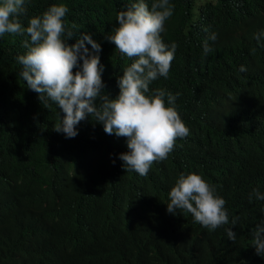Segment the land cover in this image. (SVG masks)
<instances>
[{"label":"clouds","instance_id":"obj_1","mask_svg":"<svg viewBox=\"0 0 264 264\" xmlns=\"http://www.w3.org/2000/svg\"><path fill=\"white\" fill-rule=\"evenodd\" d=\"M216 3L182 0L166 38L173 0H120L114 30L72 44L66 2L0 0V40L23 47L25 94L54 109L36 182L16 181L0 264H210L205 253L213 264H264V64L240 56L239 28L208 30ZM222 5L228 18L264 22V0L249 12L240 0ZM203 33L193 74L183 61ZM171 70L176 91L162 81ZM183 113L200 133L197 150L179 157L190 134ZM63 158L77 161L60 178L74 179L70 192L47 182ZM156 168L163 192L151 195L141 181Z\"/></svg>","mask_w":264,"mask_h":264},{"label":"trees","instance_id":"obj_2","mask_svg":"<svg viewBox=\"0 0 264 264\" xmlns=\"http://www.w3.org/2000/svg\"><path fill=\"white\" fill-rule=\"evenodd\" d=\"M39 3L49 1H63L68 4L67 29L77 35L70 42H76L77 37L84 32L99 39L104 30L117 27L115 11L120 0H35ZM245 12H249L253 0H240ZM174 8L172 19L167 22L165 37L171 36V32L178 27L182 0H173ZM223 0H218L207 16L209 31L219 33L223 28L235 26L239 28L240 56L243 59L255 63L264 64V22L252 14L243 19H231L225 15ZM75 25V28L72 26ZM205 33L195 37L190 42V56L183 63L193 74H201L194 62L197 42L203 39ZM257 36L260 37L259 41ZM23 47L17 39L0 40V246L7 240L11 226L16 218V192L17 180L23 183H35L37 180L36 155L39 148L47 140L50 127L53 122V107L46 102L36 103L29 94H25V81L20 75V65L16 64V54ZM254 50V51H253ZM172 91L178 90L177 78L174 70H171L167 79L162 80ZM177 107L181 106L177 103ZM183 116L190 124L189 137L180 142L175 155L184 157L197 150L200 127L193 123L188 115ZM46 149V147H44ZM166 161L165 166L170 165ZM77 166V161L63 158L50 170L47 182L59 180ZM83 165V169H86ZM155 176L142 180L143 187L151 195H159L163 192L164 178L162 168H156ZM58 192H70L76 188L74 179L67 175L58 181ZM230 201V199H229ZM57 223L66 225L70 229H76L77 223L68 219H59ZM85 249L83 243L77 247H69L67 255H77ZM202 258L213 264L210 254H202Z\"/></svg>","mask_w":264,"mask_h":264}]
</instances>
